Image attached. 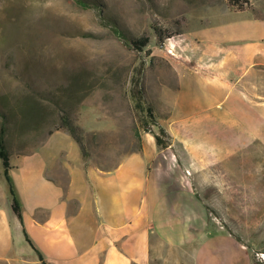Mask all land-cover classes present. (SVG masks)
<instances>
[{
  "label": "rangeland",
  "instance_id": "1",
  "mask_svg": "<svg viewBox=\"0 0 264 264\" xmlns=\"http://www.w3.org/2000/svg\"><path fill=\"white\" fill-rule=\"evenodd\" d=\"M246 1L242 12L229 0H0V127L2 110L15 113L9 121L11 161L32 154L56 129L52 145L68 148L73 139L61 125L63 114L81 127L78 136L92 166L113 169L142 151L150 133L131 95L140 71L145 102L172 138V146L164 149L167 157L188 175L222 231L246 243L253 264L263 261L264 144L246 134V141L236 139L235 153L220 141L219 154L231 153L220 159L205 144L213 135L199 133L195 118L173 121L174 107L165 98L166 89L179 91V68L195 67L198 49L212 47L204 37L218 32L224 21L264 18V0ZM113 27L125 37L148 38L147 56L129 47ZM76 82L85 86L64 112L57 102ZM25 98L47 108L49 117L38 126H22L18 110ZM203 146L208 150L200 151ZM4 171L0 159V183L7 186ZM35 258L25 255L24 263L36 264Z\"/></svg>",
  "mask_w": 264,
  "mask_h": 264
},
{
  "label": "crops",
  "instance_id": "2",
  "mask_svg": "<svg viewBox=\"0 0 264 264\" xmlns=\"http://www.w3.org/2000/svg\"><path fill=\"white\" fill-rule=\"evenodd\" d=\"M248 20L224 21L204 37L212 47L198 49L195 67L179 68V91L165 90L172 120L195 118L199 133L213 135L205 144L220 159L231 157L219 154L220 141L235 153L246 134L264 144V18ZM59 132L11 161L23 224L8 183H0V261L25 264L31 254L42 264L26 232L48 264H253L246 243L212 220L152 134L142 151L103 170L88 164L72 137L68 148L53 146Z\"/></svg>",
  "mask_w": 264,
  "mask_h": 264
},
{
  "label": "trees",
  "instance_id": "3",
  "mask_svg": "<svg viewBox=\"0 0 264 264\" xmlns=\"http://www.w3.org/2000/svg\"><path fill=\"white\" fill-rule=\"evenodd\" d=\"M79 2H82L83 0H78ZM230 4L235 6L239 11H244L245 5L248 4L246 0H229ZM86 3V2H85ZM87 4V3H86ZM114 32L116 34H121V37L126 41L129 47H131L133 50L139 52L141 55L143 54L144 57L147 56V52L145 51V48L149 44V39L146 37L136 38V37H125L124 34L121 33L119 28L113 27ZM163 38H160L162 40ZM134 85L138 88L135 90V92H131V95L135 101V108L141 115V121L143 123V126L146 128V132L153 135L156 144L159 149H168L172 146V138L168 134V132L165 130L164 127H162L155 116L154 113V107L148 103L145 102V94L143 89L141 88V82H142V73L139 71L138 75L136 74L133 77ZM75 89H72L62 100L57 102V106H62L61 110L64 111V106H71L74 101L78 100V96H80V92L85 85L83 83H77L76 82ZM80 100V99H79ZM24 102V108L18 110L19 115L22 120V126H38L40 123L43 122V120L47 117H49L48 112L45 108L41 107V104L37 101H34L31 98H25L23 100ZM65 112V111H64ZM2 113V123L0 127V159L3 162V166L5 169V177L8 183L10 194L13 198L12 207L14 213L17 215L19 220L23 224V215H22V209L21 204L16 197L13 182L9 174V170L11 167V156L8 151V142L10 138L9 133V125L11 119H15V113H12L11 116L6 114L5 111H1ZM61 125L63 128H65L70 136L78 143L80 146L82 153H83V143L81 140V137L78 135L82 131L81 127H79L77 124H74L72 120H70L69 117L66 116V114H63L61 117ZM151 126H156L158 128V132H154ZM57 131L59 129H56ZM52 133H49V136ZM29 155V154H24ZM84 155V153H83ZM85 157V156H84ZM26 240L29 242L33 250L38 254L39 260L42 264H48L44 261L42 255L35 249L32 242L29 240L27 233L25 232ZM255 264H264V260L260 262H255Z\"/></svg>",
  "mask_w": 264,
  "mask_h": 264
},
{
  "label": "built area",
  "instance_id": "4",
  "mask_svg": "<svg viewBox=\"0 0 264 264\" xmlns=\"http://www.w3.org/2000/svg\"><path fill=\"white\" fill-rule=\"evenodd\" d=\"M264 258V257H263Z\"/></svg>",
  "mask_w": 264,
  "mask_h": 264
}]
</instances>
